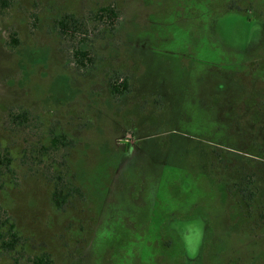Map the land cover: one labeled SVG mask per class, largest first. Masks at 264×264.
Masks as SVG:
<instances>
[{
  "label": "rangeland",
  "instance_id": "1",
  "mask_svg": "<svg viewBox=\"0 0 264 264\" xmlns=\"http://www.w3.org/2000/svg\"><path fill=\"white\" fill-rule=\"evenodd\" d=\"M107 6L118 19L91 34L95 64L79 70L58 20L89 23ZM115 73L129 81L120 98ZM12 110L30 112L26 130L8 129ZM62 133L71 150L33 158ZM0 155L13 159L0 173V230L14 224L20 238L14 251L0 241V264H197V245L185 255L164 237L191 228L199 238L203 217L207 242L231 238L234 264H264V218L235 216L249 202L240 185L264 188V0H10L0 8ZM58 173L78 189L62 210L48 180Z\"/></svg>",
  "mask_w": 264,
  "mask_h": 264
},
{
  "label": "trees",
  "instance_id": "2",
  "mask_svg": "<svg viewBox=\"0 0 264 264\" xmlns=\"http://www.w3.org/2000/svg\"><path fill=\"white\" fill-rule=\"evenodd\" d=\"M9 5L10 0H0V8L2 10L7 9ZM94 15L96 21H93L91 19L89 23L84 22L83 20H80L76 16L70 14L64 15L58 20L59 33L69 44V48L72 51V62L79 70L82 71H89L95 64V58L93 56L94 52L91 45V34H93L97 30V28L99 29L102 27H104L105 29L107 28L108 31H112V28L115 24L114 22L118 19V15L115 12L114 8L108 6L100 8ZM11 40L12 47L15 48L18 45L15 33L11 34ZM109 89L111 92V96L120 98L124 96L125 93L129 92V81L127 78L121 77L120 73H115L114 75H112V77H110ZM6 123L10 131L16 132L18 130H26V128H28V126L32 123L31 114L30 112L25 110L9 111V113L7 114ZM45 140V143L37 146V148H33L31 152L33 158L39 160L40 163H44L45 161L50 159L52 160L54 156L60 154L64 150H71L74 147L73 141H70L67 138V135L63 133L52 134ZM62 156L65 158L64 162H68L66 160L67 158L64 155ZM12 160L13 159L11 155H0V173L12 172ZM65 163H63V165ZM67 174L58 173L57 175H52L48 179L54 184L52 203L58 210H62L69 202V199L74 196L73 194L78 193V189L74 185H72L71 180L66 178L68 177ZM249 184V193H247L245 189L246 186L245 188H243L244 190L240 189L243 186L240 185L238 187L239 190H241L243 197H247L249 201L254 200V203H256V201L260 202L262 200L261 190L263 188L257 189L255 180L250 181ZM5 222L8 223V219H6ZM0 241L2 249L5 251H14L18 247L20 238L14 224L9 225V229L6 233H1L0 230ZM30 263L53 264L48 255L36 257L35 259H32Z\"/></svg>",
  "mask_w": 264,
  "mask_h": 264
},
{
  "label": "flooded vegetation",
  "instance_id": "3",
  "mask_svg": "<svg viewBox=\"0 0 264 264\" xmlns=\"http://www.w3.org/2000/svg\"><path fill=\"white\" fill-rule=\"evenodd\" d=\"M194 92V91H192ZM127 94V93H125ZM195 99L192 100V102H194ZM261 196H262V200L264 199V188L261 190ZM261 200V201H262ZM252 201V200H250ZM248 202V203H244V204H237L236 206V212H238L235 216L240 217V218H244V220H242V223H244V221L250 222V220H252L253 218H256V213H258L262 218H264V202L263 203H252V202ZM205 216V215H204ZM236 219L237 222L239 221V219ZM264 220V219H263ZM202 234L200 235L199 238L196 239L195 233L192 231L191 228H187L186 231L182 234V235H187V238L184 239L181 235H177V231L173 230L170 231V235H166L164 237L165 241L166 238L169 237L170 240V244L172 243L173 240H175V242L179 245H181L183 247V251L185 255L189 254V248L190 247H194L195 245H197L196 247V253H195V257L198 261L197 264H206V262H208V257L209 255L211 256L209 259L213 258V255H216L217 257H221L225 258L226 256L230 255L232 256L229 257L227 259L226 264H234L236 260L233 259V257L235 256L236 252L233 254H231V251L229 250V247L227 246L228 242L226 239H231L230 237L228 238H224V240L222 241V239L219 237V239H213L214 243H216L217 245H219V250L215 252V254L211 253L209 250V242H207V238H211V236H213L214 233V229L212 227V225L209 223V221L206 219V217H203V222H202ZM201 229V228H200ZM176 232V234H173L172 232ZM174 237V238H172ZM194 237V238H193ZM172 239V240H171ZM166 242V243H169ZM174 242V241H173ZM211 244V243H210ZM226 245V246H224ZM169 247V246H168ZM223 261V260H222ZM192 262V261H191ZM195 262V261H194Z\"/></svg>",
  "mask_w": 264,
  "mask_h": 264
}]
</instances>
